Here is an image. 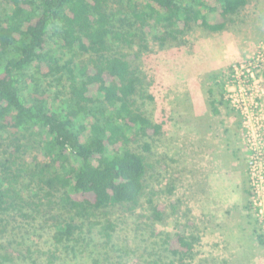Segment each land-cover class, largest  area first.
<instances>
[{
	"label": "trees",
	"instance_id": "obj_1",
	"mask_svg": "<svg viewBox=\"0 0 264 264\" xmlns=\"http://www.w3.org/2000/svg\"><path fill=\"white\" fill-rule=\"evenodd\" d=\"M210 1L214 7L205 0H2L8 9L0 12V234L10 213L32 219L45 201L55 212L54 251L43 264L61 256L113 264L125 248L114 241L117 226L108 216L118 209L135 216L150 168L129 144L162 129L135 102L143 85L136 62L148 38L164 47L197 22L222 31L252 0ZM261 75L264 81V66ZM30 150L36 153L28 158ZM146 203L148 220L162 223L164 205L150 197ZM253 234L264 249V232ZM164 245L169 264L192 257L193 240L184 232L167 235ZM11 253L19 256L0 246V264H14Z\"/></svg>",
	"mask_w": 264,
	"mask_h": 264
},
{
	"label": "rangeland",
	"instance_id": "obj_2",
	"mask_svg": "<svg viewBox=\"0 0 264 264\" xmlns=\"http://www.w3.org/2000/svg\"><path fill=\"white\" fill-rule=\"evenodd\" d=\"M205 3L209 8L215 6L210 0ZM6 9L8 6L0 0V12ZM201 13L208 23L215 21L209 9H203ZM148 39V50L142 51L136 62L143 85L140 89L142 98L136 97L135 102L152 123L162 124V129L152 138L138 137L136 142L129 144V148L146 158L150 168L142 206L137 208L134 219L120 209L108 216L115 219L117 226L114 241L125 248L112 258V263L151 264L158 261L169 264L172 258L165 251V238L175 232H184L193 240L192 257L184 264H264V249L257 244L253 234L255 229L264 230L252 210L246 217L240 214L236 219L230 213H223L219 218L216 207V212L208 217L195 210L203 201L204 153L209 149L208 139L213 136L217 138L215 148L219 147V142L223 144V137L230 149L233 146L239 151L238 139L244 146L249 192L246 132L239 113L231 106L226 94L227 84L235 75L234 67L239 69V74L241 65L247 66L257 58L260 66L264 64V0H252L228 18L222 31L209 32L197 22L164 47ZM134 51H137L136 46ZM213 100L216 105L211 109L218 115L212 119L217 124L211 123L213 120L208 116L209 102ZM144 143L150 145L149 151L143 149ZM35 153L30 150L27 157H33ZM147 197L155 204L164 205L162 223L153 224L148 220ZM43 203L42 214L32 219L23 218L17 211L10 213L13 215L10 223L0 234V246L19 253V256L10 254L14 264H43L45 254L54 251L50 216L55 212L48 209L45 201ZM135 218L141 224L138 228ZM71 258L61 256L56 264H91L93 259L89 256L81 260Z\"/></svg>",
	"mask_w": 264,
	"mask_h": 264
},
{
	"label": "built area",
	"instance_id": "obj_3",
	"mask_svg": "<svg viewBox=\"0 0 264 264\" xmlns=\"http://www.w3.org/2000/svg\"><path fill=\"white\" fill-rule=\"evenodd\" d=\"M263 66L264 64L260 66L257 58L247 66L241 65L239 74V69L234 67L235 75L227 84L229 87L226 98L239 113L242 128L246 132L251 210L264 230V81L261 75Z\"/></svg>",
	"mask_w": 264,
	"mask_h": 264
},
{
	"label": "crops",
	"instance_id": "obj_4",
	"mask_svg": "<svg viewBox=\"0 0 264 264\" xmlns=\"http://www.w3.org/2000/svg\"><path fill=\"white\" fill-rule=\"evenodd\" d=\"M209 104L211 109L215 101H210ZM217 115L216 110H210L208 116L213 120L211 123L217 124V121L212 119ZM216 142L217 138L213 136L206 143L209 149L204 153L206 161L202 168L203 201L196 206L195 210L202 216L208 217L216 212V207L220 212L219 218H222L223 213L225 215L230 213L231 216H235L234 219L238 215L241 216L240 214L246 217L247 212L251 211L245 175L247 152L239 139L237 142L239 151L233 146L230 149L229 145L224 142V137L223 144L219 142L217 148H215Z\"/></svg>",
	"mask_w": 264,
	"mask_h": 264
}]
</instances>
